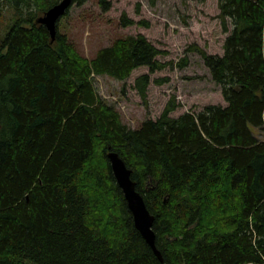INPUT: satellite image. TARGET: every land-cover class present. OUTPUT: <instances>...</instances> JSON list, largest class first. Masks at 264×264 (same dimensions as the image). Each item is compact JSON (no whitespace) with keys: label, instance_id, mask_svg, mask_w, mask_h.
<instances>
[{"label":"trees","instance_id":"obj_1","mask_svg":"<svg viewBox=\"0 0 264 264\" xmlns=\"http://www.w3.org/2000/svg\"><path fill=\"white\" fill-rule=\"evenodd\" d=\"M60 1L0 0V19L13 12L0 36V264H264V0H218L224 53L187 50L227 104L172 117L171 102L136 129L94 78L147 67L135 81L145 99L166 52L140 33L87 57L59 22L52 40L37 21ZM109 151L133 170L163 261L135 227Z\"/></svg>","mask_w":264,"mask_h":264},{"label":"rangeland","instance_id":"obj_2","mask_svg":"<svg viewBox=\"0 0 264 264\" xmlns=\"http://www.w3.org/2000/svg\"><path fill=\"white\" fill-rule=\"evenodd\" d=\"M111 7L104 10L99 0L82 5L72 4L65 17L59 20L60 31L69 37L79 52L94 57L97 51L115 39L127 35L144 34L166 53L158 58L169 63L163 70L151 73V82L143 99L135 88L136 78L148 73L147 67L136 69L124 81L107 75L95 76L94 85L99 96L121 114L125 124L138 128L146 119L156 120L169 103L177 107L170 113L178 117L187 111H200L209 104L226 105L221 87L211 76L203 58L187 51L199 45L208 53L222 55L228 32L218 17V0H107ZM6 6V19H0L3 37L12 16ZM135 20L123 26L122 16ZM147 21L149 27L140 25ZM228 27L232 25L228 21ZM188 63L180 67L183 59ZM156 80H164L162 83Z\"/></svg>","mask_w":264,"mask_h":264},{"label":"water","instance_id":"obj_3","mask_svg":"<svg viewBox=\"0 0 264 264\" xmlns=\"http://www.w3.org/2000/svg\"><path fill=\"white\" fill-rule=\"evenodd\" d=\"M73 1L74 0H61L38 18L37 21L45 25L49 30L52 40L56 38L57 23L70 9ZM107 157L115 180L121 188L127 206L132 213L135 227L158 258L163 261V255L156 244V233L153 229L155 216L148 209L142 193L136 188V181L132 178V168L128 167L125 160L116 151H109Z\"/></svg>","mask_w":264,"mask_h":264}]
</instances>
